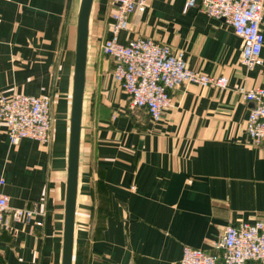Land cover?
<instances>
[{
	"label": "crops",
	"instance_id": "0c3cea01",
	"mask_svg": "<svg viewBox=\"0 0 264 264\" xmlns=\"http://www.w3.org/2000/svg\"><path fill=\"white\" fill-rule=\"evenodd\" d=\"M81 0H0V96L51 100V140L11 146L0 122V193L29 223L5 216L0 264H61L69 118ZM187 0H147L119 40L150 39L184 53L189 69L225 76L224 90L181 85L153 122L129 108L101 54L109 0H93L88 22L71 264H178L183 247L218 251L223 229L264 222V146L245 126L252 105L232 86L264 89L262 65L241 64L232 28ZM264 36V16L261 24ZM41 222V226H35ZM258 264V263H248Z\"/></svg>",
	"mask_w": 264,
	"mask_h": 264
},
{
	"label": "built area",
	"instance_id": "2783aa9c",
	"mask_svg": "<svg viewBox=\"0 0 264 264\" xmlns=\"http://www.w3.org/2000/svg\"><path fill=\"white\" fill-rule=\"evenodd\" d=\"M197 4L200 12L229 25L242 40L240 61L246 69L262 65L264 0H187L184 10ZM109 5L112 8L109 37L100 43L99 50L113 60L112 79L129 96L130 109H143L157 122L162 110L170 106L171 91L181 85L194 84L214 90L228 87L225 76L213 78L189 69L182 51L150 39L120 42V33L128 30L129 17L135 12L143 13L147 0H109ZM232 90L252 105L245 126L250 143L264 146V89L248 90L234 85ZM0 122L5 125L11 146L25 139L47 146L51 140V100L20 93L0 96ZM8 201L0 193V234L8 229L6 215L24 223L37 215L33 210L10 209ZM35 226H41V222ZM213 248L217 254L183 247L178 264H264V222L226 226Z\"/></svg>",
	"mask_w": 264,
	"mask_h": 264
},
{
	"label": "water",
	"instance_id": "95a60500",
	"mask_svg": "<svg viewBox=\"0 0 264 264\" xmlns=\"http://www.w3.org/2000/svg\"><path fill=\"white\" fill-rule=\"evenodd\" d=\"M92 2L93 0L80 1L76 23L61 264L72 263L74 216L79 161V140L87 60L88 22Z\"/></svg>",
	"mask_w": 264,
	"mask_h": 264
}]
</instances>
